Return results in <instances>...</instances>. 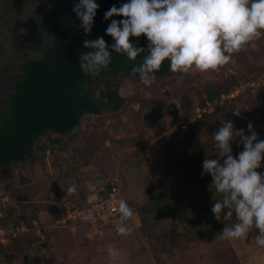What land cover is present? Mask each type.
I'll use <instances>...</instances> for the list:
<instances>
[{
    "label": "rangeland",
    "instance_id": "1",
    "mask_svg": "<svg viewBox=\"0 0 264 264\" xmlns=\"http://www.w3.org/2000/svg\"><path fill=\"white\" fill-rule=\"evenodd\" d=\"M64 1L0 0V108L22 74L21 64L31 56H40L49 40L53 11ZM234 61L209 74L171 71L170 76L156 79L150 87L122 76L118 84L126 103L117 114L102 111L82 121L68 135H51L50 139L59 140L57 144L42 137L37 141L42 149L0 168V195L5 184L10 188V221L33 218L49 227L63 204L115 181L136 212L129 222L133 233L128 237L120 236L116 227L91 229L73 223L48 229L44 242L33 233L7 238L0 244V264H109V245L124 251L122 264H259L256 258L264 257V249L253 241L258 229L246 240L233 242L218 237L227 223L236 222L235 216L225 221L222 213V224H213L218 221L211 211L215 203L213 180L210 174H202L206 158H219L213 133L221 121H232L246 136L251 135V123L259 139L264 140V107L260 105L264 93L249 86V81L261 74L264 39L235 55ZM232 76L246 82L244 94L238 96L241 99L227 103L228 107L212 119L192 118L186 129L177 133V123L172 125L167 106L175 103L185 118L188 109L200 104L198 95L204 93L206 84L225 83ZM234 110H240V116L234 115ZM232 149L234 156L243 151L239 138ZM182 151H187V160L179 155ZM257 171L264 173V164ZM209 180L210 185L199 187L200 182ZM73 184L77 193L67 195ZM204 191L209 212L196 197ZM166 195L168 207L154 198ZM215 198L220 199V194ZM89 231L94 235L92 240L86 238Z\"/></svg>",
    "mask_w": 264,
    "mask_h": 264
},
{
    "label": "clouds",
    "instance_id": "2",
    "mask_svg": "<svg viewBox=\"0 0 264 264\" xmlns=\"http://www.w3.org/2000/svg\"><path fill=\"white\" fill-rule=\"evenodd\" d=\"M98 9L96 0H79L73 6L86 34L92 31ZM104 16L111 20L106 34L113 38L114 44L110 48L103 37L85 40L84 47L88 51L80 53L83 73L97 77L102 69L109 67L113 52L126 55L130 61H136L147 52L132 72L139 74L140 81L149 87L155 83V73L165 61L170 63V71L174 73L209 74L234 63L235 55L264 39V0H130L111 7ZM114 16L124 19L112 20ZM141 36L149 41L147 50L130 42L131 37ZM233 113L240 116V110ZM187 125L189 123L185 128L177 127L184 130ZM248 131L250 136H246L243 129L237 130L232 121H221V126L213 133L219 158H206L202 174H210L213 179L211 189L214 187L215 203L211 211L215 219L221 220L222 213L225 221L235 216L236 222L227 223L218 237L233 242L246 240L258 229L259 235L253 241L264 249V173L257 171L264 164V140L259 139L251 123ZM237 138L243 143V151L234 156L232 145ZM8 192L3 195L9 196ZM76 193V185H70L67 195ZM216 193L220 194V199L215 198ZM116 203L113 211L119 213L120 219L116 231L122 237L131 236L133 228L129 222L136 212L124 198ZM83 219L94 221L92 211ZM86 238L94 239L93 233L87 232ZM124 258L122 249L108 246L109 264H122ZM256 259L264 264V257Z\"/></svg>",
    "mask_w": 264,
    "mask_h": 264
},
{
    "label": "trees",
    "instance_id": "3",
    "mask_svg": "<svg viewBox=\"0 0 264 264\" xmlns=\"http://www.w3.org/2000/svg\"><path fill=\"white\" fill-rule=\"evenodd\" d=\"M127 2L130 0H96L99 9L90 34H86L80 27L81 21L73 11L74 4H78L79 0H65L54 9L49 40L41 49L39 57L31 56L21 64L22 74L15 80L9 99L0 108V168L30 157L35 149H42L37 145L42 137H47L51 144H57L59 140L50 139L51 135H68L90 116L102 111L117 114L124 107L126 98L120 93L119 80L127 77L133 83L141 82L139 74H133L132 68L142 62L147 52L141 54L136 61H130L126 55L113 52L109 67L102 69L97 77L83 73L80 68V53L88 51L84 47L85 40L91 41L99 37H103L111 48L114 40L106 34L111 20H106L104 14L111 7H119ZM123 19L124 17L119 16L112 17L116 21ZM130 42L145 50L149 44L146 36L131 37ZM170 74L168 61L155 73L156 79L166 78ZM240 83L236 76H232L225 83L206 84L203 87L204 93L198 95L201 97L199 103L213 104L221 95L229 94ZM259 92L264 93V90L260 88ZM239 99L241 98L230 102L234 103ZM260 105L264 107V97L260 100ZM214 106L212 112L204 113L196 121L212 119L215 114L228 107L227 104ZM167 110L172 125L178 123L181 114L177 105L172 103L167 106ZM181 132L183 129H177V133ZM186 153L187 151H182L179 155L187 160ZM153 175L156 176L155 173ZM212 180L200 182L199 187L204 189ZM9 189V185L4 186V191ZM167 197L168 195L154 198L157 203H164V207H168ZM196 197L201 198L200 203L209 212V199L205 191L197 193ZM207 224L206 222V229ZM213 224L220 226L222 223L215 221ZM175 232L176 227L172 229V233ZM2 251L0 246V253Z\"/></svg>",
    "mask_w": 264,
    "mask_h": 264
},
{
    "label": "built area",
    "instance_id": "4",
    "mask_svg": "<svg viewBox=\"0 0 264 264\" xmlns=\"http://www.w3.org/2000/svg\"><path fill=\"white\" fill-rule=\"evenodd\" d=\"M246 82L240 83L229 94L221 95L219 100L214 103L206 102L204 105L198 104L191 110H187V117L183 118L184 111L181 112V117L177 126L185 128L186 124H190L192 118L201 119L204 113L212 112L214 105L229 104L231 100L235 99L245 92ZM249 86L252 90L258 92L259 89L264 90V64L261 69V74L256 79L249 81ZM181 109V108H180ZM124 198L120 184L115 181L98 189L96 192L86 194L82 199L74 202H67L62 205L61 210L56 213L54 223L47 227L42 226L36 219H29L27 222L10 221L8 215V206L10 204L8 195H0V244L3 245L7 238H17L19 236H26L33 233L35 238L40 242H44L48 229L63 228L73 223L86 225L93 229H104L106 227H116L120 222L119 213L113 211L117 206V201ZM92 211L94 221L88 222L83 217Z\"/></svg>",
    "mask_w": 264,
    "mask_h": 264
},
{
    "label": "crops",
    "instance_id": "5",
    "mask_svg": "<svg viewBox=\"0 0 264 264\" xmlns=\"http://www.w3.org/2000/svg\"><path fill=\"white\" fill-rule=\"evenodd\" d=\"M10 196L12 197V195L10 194ZM20 200H23V199H20ZM245 254V253H244ZM248 256H249V254H248ZM228 257H230L229 255H228ZM255 262H257V261H255Z\"/></svg>",
    "mask_w": 264,
    "mask_h": 264
}]
</instances>
